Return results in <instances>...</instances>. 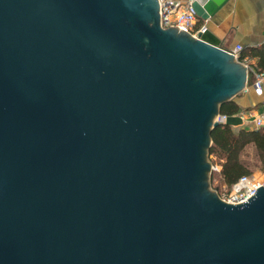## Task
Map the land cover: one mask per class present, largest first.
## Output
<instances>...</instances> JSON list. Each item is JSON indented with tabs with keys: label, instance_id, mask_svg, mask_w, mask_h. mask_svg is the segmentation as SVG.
Instances as JSON below:
<instances>
[{
	"label": "water",
	"instance_id": "1",
	"mask_svg": "<svg viewBox=\"0 0 264 264\" xmlns=\"http://www.w3.org/2000/svg\"><path fill=\"white\" fill-rule=\"evenodd\" d=\"M179 28L160 0H0V264H264V185L208 183L253 71Z\"/></svg>",
	"mask_w": 264,
	"mask_h": 264
},
{
	"label": "crops",
	"instance_id": "2",
	"mask_svg": "<svg viewBox=\"0 0 264 264\" xmlns=\"http://www.w3.org/2000/svg\"><path fill=\"white\" fill-rule=\"evenodd\" d=\"M203 27V30L207 28L210 40L223 48L231 50L237 44H242L243 48L261 45L264 43V0H225L209 19L202 20L198 17L191 32L196 33ZM240 62L245 63L247 71H253L250 80L253 79L256 69L247 60ZM247 82L231 99L238 103L241 111L262 109L264 97L247 91ZM239 113L235 115L239 116ZM241 123L248 124L243 121Z\"/></svg>",
	"mask_w": 264,
	"mask_h": 264
},
{
	"label": "trees",
	"instance_id": "3",
	"mask_svg": "<svg viewBox=\"0 0 264 264\" xmlns=\"http://www.w3.org/2000/svg\"><path fill=\"white\" fill-rule=\"evenodd\" d=\"M241 61H248L256 70L264 71V43L255 47H244L239 53ZM241 111L234 99L223 103L221 113L235 115ZM212 143L209 154H214L221 166L217 174L221 182L231 187L240 176L253 173V168L243 157L245 149L254 145L259 165L264 170V127H240L229 123H219L211 131Z\"/></svg>",
	"mask_w": 264,
	"mask_h": 264
},
{
	"label": "built area",
	"instance_id": "4",
	"mask_svg": "<svg viewBox=\"0 0 264 264\" xmlns=\"http://www.w3.org/2000/svg\"><path fill=\"white\" fill-rule=\"evenodd\" d=\"M194 0H160L161 4V25L163 27L180 26L187 31H192L197 21L198 15L193 6ZM204 29V27L202 28ZM243 49L242 44H237L230 51L239 56ZM246 90L264 97V71L255 70L253 79L246 85ZM241 121L247 122L250 127H264V106L260 110L254 108L245 109L239 113ZM230 115L218 113L215 117L219 123H227ZM214 157V154H210ZM219 170L221 166L218 163H212V170ZM264 185V170L255 175L244 174L231 186L224 184L220 197L230 203H241L253 196L260 186Z\"/></svg>",
	"mask_w": 264,
	"mask_h": 264
},
{
	"label": "rangeland",
	"instance_id": "5",
	"mask_svg": "<svg viewBox=\"0 0 264 264\" xmlns=\"http://www.w3.org/2000/svg\"><path fill=\"white\" fill-rule=\"evenodd\" d=\"M237 128L240 127H250L247 124L241 123L239 125L236 126ZM243 157L245 158V161L253 168V173L255 175H259L263 170L260 168L259 165V160H258V156L256 155V150L254 148V146H252V144H250L244 151ZM207 159L210 163H218L215 162L214 160L216 159V157H211L209 152L207 151ZM219 164V163H218ZM213 172H219V170H214ZM208 183H209V187L211 188L212 191H214L216 194L220 195L222 187L224 186V183L221 182V180L219 179L217 174H214V176H212V169L211 166H209V171H208Z\"/></svg>",
	"mask_w": 264,
	"mask_h": 264
}]
</instances>
